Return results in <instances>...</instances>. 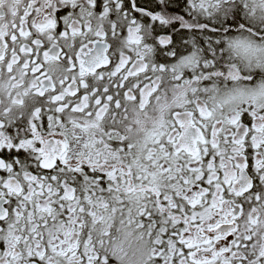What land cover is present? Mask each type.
Listing matches in <instances>:
<instances>
[{"label": "snow or ice", "instance_id": "1", "mask_svg": "<svg viewBox=\"0 0 264 264\" xmlns=\"http://www.w3.org/2000/svg\"><path fill=\"white\" fill-rule=\"evenodd\" d=\"M0 264H264V0H0Z\"/></svg>", "mask_w": 264, "mask_h": 264}]
</instances>
